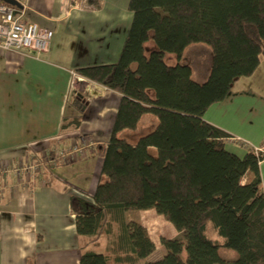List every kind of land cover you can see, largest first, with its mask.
<instances>
[{"label": "trees", "instance_id": "trees-1", "mask_svg": "<svg viewBox=\"0 0 264 264\" xmlns=\"http://www.w3.org/2000/svg\"><path fill=\"white\" fill-rule=\"evenodd\" d=\"M128 9L132 21L118 59L75 69L121 94L96 190L72 197L79 264H111L109 255L86 247L110 234L114 223V246L124 251L118 257L129 264H264V150L249 148L239 156L226 147L231 135L203 119L212 103L264 61V0H129ZM194 43L212 51L202 82L181 61ZM168 53L176 55L175 64L166 61ZM68 106L73 113L64 114L61 132L79 129L88 101L75 93ZM146 114L156 124L131 140L126 132ZM36 160L47 164L45 155ZM248 171L252 176L244 182ZM148 208L179 232L160 237L165 252L155 260L148 259L156 244L147 227L126 218L129 210ZM220 247L234 249L237 257L228 261Z\"/></svg>", "mask_w": 264, "mask_h": 264}, {"label": "crops", "instance_id": "crops-1", "mask_svg": "<svg viewBox=\"0 0 264 264\" xmlns=\"http://www.w3.org/2000/svg\"><path fill=\"white\" fill-rule=\"evenodd\" d=\"M128 2L104 0L98 8L71 0H27V18L54 30L49 50H0V264L80 263L77 204L72 197H90L96 190L121 94L79 75L75 69L118 59L132 21ZM202 47L206 54L201 53ZM211 58L209 47L194 43L186 47L181 61L189 63L193 77L202 82L209 75ZM166 61L175 64L178 59L168 53ZM75 93L87 99V109L79 129L61 132L64 114L73 113L68 103ZM203 119L236 138L227 139L226 147L239 156L262 146L264 61L253 73L239 78L224 99L212 103ZM155 124L156 118L146 114L126 135L135 140ZM83 135L95 141L85 156L42 165L35 172L25 168L47 150L56 153L74 147ZM260 171L264 190V159ZM251 176L248 171L244 182ZM162 217L154 208L126 214L128 220L143 222L156 249L158 242L148 218ZM173 229L170 237L178 236ZM117 232L114 223L110 234L86 248L109 255L111 264H129L118 257L124 251L114 246Z\"/></svg>", "mask_w": 264, "mask_h": 264}, {"label": "built area", "instance_id": "built-area-1", "mask_svg": "<svg viewBox=\"0 0 264 264\" xmlns=\"http://www.w3.org/2000/svg\"><path fill=\"white\" fill-rule=\"evenodd\" d=\"M0 0V50L30 49L36 52H45L50 48L54 30L39 25L37 22L27 18V0ZM230 139H236L230 137ZM95 146V141L90 136H82L81 141L74 147L54 152L53 156L47 150L44 153L47 164L55 165L58 160L64 162L85 156ZM255 150H264V144L255 147ZM42 165L41 161H31L25 166L33 172L38 171ZM24 166L17 167V171ZM1 212V211H0Z\"/></svg>", "mask_w": 264, "mask_h": 264}, {"label": "rangeland", "instance_id": "rangeland-1", "mask_svg": "<svg viewBox=\"0 0 264 264\" xmlns=\"http://www.w3.org/2000/svg\"><path fill=\"white\" fill-rule=\"evenodd\" d=\"M152 43V41H150ZM149 43V44H151ZM203 46H207L205 44H203ZM208 47V46H207ZM204 50L201 53L206 54L207 50L202 47ZM205 57V56H204ZM170 60V59H168ZM206 60V59H205ZM263 60V59H262ZM205 63V62H204ZM118 109V108H117ZM117 112V111H116ZM116 116V115H115ZM113 125H114V121H113ZM112 130H113V126H112ZM112 130H111V134L110 137L112 135ZM86 136V135H83ZM109 137V139H110ZM89 153V152H88ZM87 153V154H88ZM250 174V173H249ZM145 217V216H144ZM148 221H152V224L150 227V229L152 230V234L155 236L158 244H157V249L153 252L151 259L155 260V259H159L160 257H162L163 253H162V248H164L160 242V236L162 234L166 235V236H170L172 234H174L175 230L173 229V225H171L172 223L169 222L168 220H166L165 218H161V219H155V220H150L148 218ZM212 236L217 237L216 234H214L212 231L209 232ZM165 250V249H164ZM219 253L221 256H223L224 258H226L228 261H231L232 259H235L237 257V252L232 249V248H228V247H220L219 248ZM182 255L185 257V251L182 252Z\"/></svg>", "mask_w": 264, "mask_h": 264}, {"label": "water", "instance_id": "water-1", "mask_svg": "<svg viewBox=\"0 0 264 264\" xmlns=\"http://www.w3.org/2000/svg\"><path fill=\"white\" fill-rule=\"evenodd\" d=\"M9 2H11V3H15L13 0H8Z\"/></svg>", "mask_w": 264, "mask_h": 264}]
</instances>
